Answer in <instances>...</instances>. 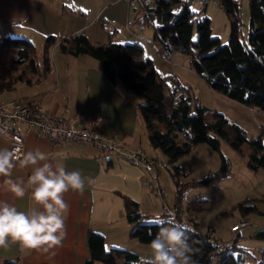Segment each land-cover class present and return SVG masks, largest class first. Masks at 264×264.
<instances>
[{"label":"trees","instance_id":"16d2710c","mask_svg":"<svg viewBox=\"0 0 264 264\" xmlns=\"http://www.w3.org/2000/svg\"><path fill=\"white\" fill-rule=\"evenodd\" d=\"M188 1L154 0L151 5L142 6L139 10L142 13L141 24L152 26L153 41L161 44L164 53L180 50L189 55L190 68L202 76L212 89L264 112V0H249V20L245 36L241 32L240 0H216L230 19L226 43H221L218 37L212 36L210 19L207 16L197 19L195 12L189 8ZM206 3L207 1L202 2V5L205 7ZM194 20L198 33L196 41L192 40ZM19 41L21 44H15ZM6 42L10 44L5 45ZM54 42L55 38L50 36L45 45L46 58L39 64L31 42L3 37L0 41V54L3 55L5 64L24 70L19 77L11 80L0 78V90L13 86L18 79H22L23 73L36 75L37 79L47 73L51 62L49 46ZM60 47L72 56L87 54L96 58L102 74L108 80H120L125 89L139 97L138 111L145 123L148 142L153 148L160 149L167 159V167L174 182L175 213H170L168 209L159 214L144 212L138 200L122 194L125 217L128 222L135 224L131 237L140 243H150L159 231L160 220L175 219L178 224L185 226L190 246L194 249L192 259L196 264H243L242 260L233 255L238 233L233 242V252H218L217 245L220 241L213 231L199 229L195 214L202 209L206 201L204 198L189 199L183 210L188 214L183 215L181 210L184 192L191 186L213 183L225 177L230 172L229 162L221 154L218 169L195 179L187 177L188 174L180 169L177 161L200 142L218 148L220 139L224 138L230 147L239 151L247 143L248 165L253 169H264L261 137H248L241 126L230 122L221 112H215L213 120L207 121L205 109L184 92V87L173 74L165 77L158 74L151 58L144 56L141 43L110 41L107 44L93 45L87 35L76 32L62 40ZM182 176L185 178H181ZM239 206L243 218L247 217L249 210L255 208L243 202ZM145 218L158 219L141 221ZM87 240L90 258L85 264H93L95 260L103 264H117V258H121L119 264H141L138 253L131 249H106L104 236L100 232L89 231ZM261 251L263 255L257 264H264V248ZM5 264L15 263L5 261Z\"/></svg>","mask_w":264,"mask_h":264},{"label":"crops","instance_id":"0c3cea01","mask_svg":"<svg viewBox=\"0 0 264 264\" xmlns=\"http://www.w3.org/2000/svg\"><path fill=\"white\" fill-rule=\"evenodd\" d=\"M141 15L126 0H0V40L4 34H22L28 40L32 35L52 36L59 44L72 34L83 32L93 45L110 41L138 42L143 45L144 54L148 45L158 53H164L161 44L152 40L153 31H142L145 25L141 24ZM56 56L55 61L54 57L52 59L54 70L51 67L48 74L38 79L36 75L25 74L10 88L0 90V101L4 104L12 99L36 97L45 110L57 114L101 116L97 128L104 135L118 139L130 149L143 148L147 156L157 158L159 152L148 142L145 123L138 111L139 97L125 89L120 80H108L102 74L99 61L90 55L73 56V60L70 59L72 56H63L60 52ZM70 61L76 65L70 66ZM152 64L155 68L153 60ZM169 74L179 80L175 71ZM18 81L21 90L15 92ZM243 106L256 113L261 112L251 106ZM18 127L24 135V153L39 149L54 167L63 165L67 171L78 170L87 179L83 192L69 191L63 196L69 207L65 236L60 246L43 252L22 250L18 244L9 242L7 247H0V264H5V261L15 264H85L90 258L89 231L100 232L104 236L106 249L109 236L111 246L115 242L136 251L140 242L128 236L134 224L125 217L122 194L138 200L140 208L150 213L158 203L144 194L141 178L151 173L153 167L115 161L113 154L101 155L89 141L52 142L33 131L24 133L23 124ZM0 148L10 150L9 141L3 136H0ZM30 171V168L18 165L12 170L11 177H0V200L8 201L20 210L31 207L28 194L31 189L26 183L28 192L23 198H15L4 184L8 178L26 182ZM148 208L150 211L145 210ZM120 262L121 258H117L116 263ZM100 263L97 260L93 262Z\"/></svg>","mask_w":264,"mask_h":264},{"label":"rangeland","instance_id":"374dc122","mask_svg":"<svg viewBox=\"0 0 264 264\" xmlns=\"http://www.w3.org/2000/svg\"><path fill=\"white\" fill-rule=\"evenodd\" d=\"M188 6L195 12L197 19L202 16H207L210 19L212 36L218 37L221 43L227 42L230 32V19L216 0H208L205 7L199 0H189ZM240 15L242 21L241 32L242 35L245 36L246 25L249 20V0H240ZM141 29L149 33L153 31L151 25H145ZM19 35L20 36H7V34H4L1 40L3 37L28 40L23 38V36H21L22 34ZM193 37H195V39H193ZM30 38L31 40L28 41L34 46L35 59L39 64H42L44 58H46L45 45L49 37L32 35ZM197 38V23L194 20L192 40L196 41ZM16 43L21 44V42ZM8 44H10V42L5 43V45ZM157 51H155L152 45H148L145 47L144 55L153 60L154 66L160 76L165 77L173 71L176 72L180 84L184 87V92L189 94L194 102L205 109V119L207 121L213 120L215 112H221L226 118L243 127L242 129L248 137H261L264 146V129L262 130V127H264V112L256 113L255 111H251L243 106L242 103L212 89L202 76L190 68V63L188 62L189 55L184 51L174 50L165 53L162 52L161 54ZM57 52H60L63 56L69 55L61 49L60 43H52L49 46V56L51 58L50 69L53 67V70ZM69 56L71 57L72 55ZM53 57L54 61L52 62ZM70 59L73 60V56ZM0 63L3 64L0 66V78L4 80L13 79L19 76L24 70L8 67L4 64L5 62L2 54H0ZM68 64L74 66L76 62L70 61ZM72 72L73 69L68 72V74L71 75ZM25 74L26 73H23V77ZM20 90L21 85L18 81L15 92H20ZM255 113L257 115H254ZM156 150L159 152L156 158V164L152 165L153 169L151 173H148L146 177L143 176L141 179L143 180L142 185H144L145 188L144 194H146L151 201L153 200L155 202L156 200L158 203L156 207L152 208V211H150L149 208L145 210L150 211V213L159 214L163 210L173 208L174 182L169 168L167 167L168 163L164 153L160 151V149ZM248 152L249 145L247 143H245L241 151H239L230 147L227 140L224 138L220 139L218 148H212L205 142H200L194 145L187 154L182 155L177 161V165L183 172L188 174L187 177L199 179L209 171L219 168L221 164V154L227 159L230 165V172L225 177L213 183L191 186L186 190L194 195L186 198L183 194L181 201L182 214H188L186 210H183L186 209V204L189 199H193L194 197L204 198L206 201H204L202 209L198 212L196 211L195 214L196 220L199 223L198 227L202 231L211 229L214 236L221 243H224L233 236V232H231L230 229L231 225L243 218L241 217L239 203L243 202L245 205H253L255 208L246 213V218L249 219L250 224L240 230L238 238L235 241L236 251L233 255L239 260H242L243 264H257L262 258L263 253L261 250L264 248V169L262 167L253 169L248 165ZM113 158L115 161L119 162H123L124 160L121 156L115 157L114 155ZM181 178L185 177L182 176ZM148 180H153L162 187V196L148 189ZM146 207H149V203H146ZM191 209L193 210V208ZM170 213H173V211ZM156 219L145 218L141 221H156ZM130 233H128V236ZM107 239L109 245L108 249L111 247L130 249L128 247L116 245L114 244L115 242H113V246H111L109 236ZM137 244L138 246L135 248V252L138 253L141 260L142 257L149 255V243Z\"/></svg>","mask_w":264,"mask_h":264},{"label":"clouds","instance_id":"9594fccd","mask_svg":"<svg viewBox=\"0 0 264 264\" xmlns=\"http://www.w3.org/2000/svg\"><path fill=\"white\" fill-rule=\"evenodd\" d=\"M47 161L48 157L39 149L20 156L0 148V177H11L12 170L18 165L31 169L26 182L4 180L7 191L15 198L26 195V183L31 189L27 191L31 207L20 210L12 203L0 200V247H7L11 242L22 250L48 252L62 244L69 207L63 196L69 191L83 192L87 178L78 170L67 171L63 165L54 167ZM192 195L189 191L184 193L186 198ZM159 224V231L148 246L149 255L141 258V264H196L185 226L175 219L160 220Z\"/></svg>","mask_w":264,"mask_h":264},{"label":"built area","instance_id":"2783aa9c","mask_svg":"<svg viewBox=\"0 0 264 264\" xmlns=\"http://www.w3.org/2000/svg\"><path fill=\"white\" fill-rule=\"evenodd\" d=\"M126 2L139 11L142 6L151 5L154 0H126ZM100 122L101 116L65 115L45 110L36 97L12 99L4 104L0 101V136L8 139L10 150L17 155L24 154V135L18 127L19 124H23L24 133L33 131L52 142L89 141L98 148L101 155L110 153L123 157L127 163H141L147 167L156 164L154 158L146 157L143 148L130 149L118 139L104 135L97 128ZM147 187L157 194L162 193V188L153 180H148ZM168 210L173 211L172 214L175 213L173 208ZM249 224L250 221L247 218L234 222L230 227L233 236L224 243L220 242L217 245V251L233 252L236 234Z\"/></svg>","mask_w":264,"mask_h":264},{"label":"snow or ice","instance_id":"6c2138e0","mask_svg":"<svg viewBox=\"0 0 264 264\" xmlns=\"http://www.w3.org/2000/svg\"><path fill=\"white\" fill-rule=\"evenodd\" d=\"M193 39H195V37H193Z\"/></svg>","mask_w":264,"mask_h":264}]
</instances>
